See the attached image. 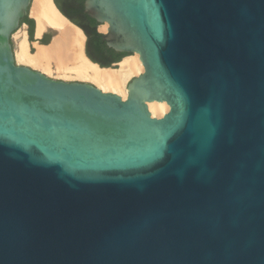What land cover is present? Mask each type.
Here are the masks:
<instances>
[{
    "label": "water",
    "instance_id": "1",
    "mask_svg": "<svg viewBox=\"0 0 264 264\" xmlns=\"http://www.w3.org/2000/svg\"><path fill=\"white\" fill-rule=\"evenodd\" d=\"M31 2L0 0V264H264V0H84L125 98L16 61Z\"/></svg>",
    "mask_w": 264,
    "mask_h": 264
},
{
    "label": "bare ground",
    "instance_id": "2",
    "mask_svg": "<svg viewBox=\"0 0 264 264\" xmlns=\"http://www.w3.org/2000/svg\"><path fill=\"white\" fill-rule=\"evenodd\" d=\"M29 13L35 19L36 38H41L47 29H55L56 33L48 43L33 41L32 50L27 32H16L14 54L18 63L62 79L90 81L104 91L127 96V83L144 69L137 52L123 56L114 67L101 66L85 52L83 29L64 15L54 0H33ZM107 26L103 23L98 30L105 32ZM147 106L153 116H162L169 109L166 101L151 100Z\"/></svg>",
    "mask_w": 264,
    "mask_h": 264
},
{
    "label": "trees",
    "instance_id": "3",
    "mask_svg": "<svg viewBox=\"0 0 264 264\" xmlns=\"http://www.w3.org/2000/svg\"><path fill=\"white\" fill-rule=\"evenodd\" d=\"M72 7L63 9L58 0H54L57 7L64 13L72 22L80 26L87 35L85 51L87 56L94 62L99 63L101 66H111L113 62H118L127 53L119 52L111 47H108L102 39V34L97 30L98 22L86 14L83 10L84 0H67ZM22 22L29 25L30 36L34 26V20L29 16H25ZM43 43L48 41L42 40Z\"/></svg>",
    "mask_w": 264,
    "mask_h": 264
},
{
    "label": "rangeland",
    "instance_id": "4",
    "mask_svg": "<svg viewBox=\"0 0 264 264\" xmlns=\"http://www.w3.org/2000/svg\"><path fill=\"white\" fill-rule=\"evenodd\" d=\"M33 1V0H32ZM31 5H32V2H31ZM31 5H30V8H31ZM30 14V13H29ZM30 17V15H29ZM30 18H32L34 20V26H33V29H32V35L30 36V32H29V28H28V24L26 22H22L20 24V26L13 32L12 34V39H13V45H14V51H15V48H16V43H17V40H16V37L18 36L19 33H22L24 30L27 32V36H28V39L31 43V49L34 50V46H33V41L37 40V38L35 37V19L31 16ZM99 28V27H98ZM18 34H17V33ZM56 33V30L55 29H47L44 34L42 35V37L39 39L40 41L42 40H46V41H49L50 39H52V37L54 36V34ZM17 34V36L15 35ZM36 38V39H35ZM86 41H87V38L85 36V45H86ZM117 64H114L112 65L113 67L116 66ZM37 69V68H36ZM53 78H61V77H57V76H54V75H49ZM64 79V78H63ZM65 80H71V79H65ZM77 80V79H75ZM79 80V79H78ZM130 81V80H129Z\"/></svg>",
    "mask_w": 264,
    "mask_h": 264
},
{
    "label": "flooded vegetation",
    "instance_id": "5",
    "mask_svg": "<svg viewBox=\"0 0 264 264\" xmlns=\"http://www.w3.org/2000/svg\"><path fill=\"white\" fill-rule=\"evenodd\" d=\"M59 4L63 9H66L67 7H72L67 0H58ZM29 28V25H28Z\"/></svg>",
    "mask_w": 264,
    "mask_h": 264
},
{
    "label": "crops",
    "instance_id": "6",
    "mask_svg": "<svg viewBox=\"0 0 264 264\" xmlns=\"http://www.w3.org/2000/svg\"><path fill=\"white\" fill-rule=\"evenodd\" d=\"M28 36H29V35H28ZM35 39H36V38H35ZM39 39H40V38H37V40H38L39 42H42V41H40ZM50 40H51V39H50ZM50 40H49L48 42H50ZM48 42H47V43H48ZM71 80H75V79H71ZM77 80H78V79H77ZM81 81H86V80H81ZM87 82H90V81H87ZM91 83H92V82H91Z\"/></svg>",
    "mask_w": 264,
    "mask_h": 264
}]
</instances>
